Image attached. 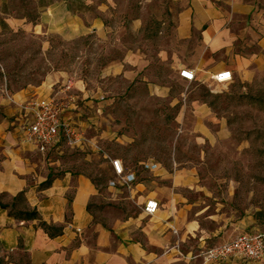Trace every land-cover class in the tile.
Masks as SVG:
<instances>
[{
  "label": "crops",
  "instance_id": "0c3cea01",
  "mask_svg": "<svg viewBox=\"0 0 264 264\" xmlns=\"http://www.w3.org/2000/svg\"><path fill=\"white\" fill-rule=\"evenodd\" d=\"M167 13L163 25L169 28H161L157 47L149 49L143 36L134 45L114 36L116 48L105 53L109 59L100 70L105 80L118 77L125 82V90L145 86L156 96H105L106 91L57 70L37 86L0 98V264H205L192 257L194 250L243 234L264 237V178L253 176L255 166L249 161L210 159L207 149L230 142L231 133L208 101L188 91L173 92L171 82H160L158 70L169 66L168 77L184 86L194 81L182 80L179 70H193L195 82L214 93L213 75L224 69L241 72L258 46H264V0H172ZM60 33L65 40L82 34ZM38 98H54L63 106L65 117L86 138L84 146L72 147L80 150L89 145L101 150L100 141L123 147L135 143L140 131L130 125V110L155 106L160 111L149 114L159 119L193 118L197 127L180 133H194L203 144L200 160H174L171 172L152 158L140 162L158 168L146 170L149 178L128 186L130 196L123 199L134 197L139 211H100L95 185L53 160L62 153L63 142L47 154L20 143L21 127L30 122L23 106ZM113 158L123 165L124 157ZM110 159L105 165L113 172ZM111 181L114 195L127 186L116 177ZM149 199L158 203L154 215L144 212ZM227 264H264V257L256 263Z\"/></svg>",
  "mask_w": 264,
  "mask_h": 264
},
{
  "label": "rangeland",
  "instance_id": "374dc122",
  "mask_svg": "<svg viewBox=\"0 0 264 264\" xmlns=\"http://www.w3.org/2000/svg\"><path fill=\"white\" fill-rule=\"evenodd\" d=\"M171 3L172 0H0V98L19 92L27 85L37 86L47 73L57 70L66 72L73 81L81 78L93 88L106 91L105 96L127 99L156 96L154 89L145 86L125 90L121 87L125 82L118 77L105 80L100 77V70L109 59L105 53L113 54L116 48L114 36H122L126 45L140 42L143 36L149 49L157 47L159 36H163L159 34L161 28H169L163 21ZM61 31L82 34L74 40H65L60 37ZM250 60L241 72L233 73L232 82L212 86L214 93L198 82L184 86L174 77L169 78V66L158 70L163 78L160 82H171L175 86L173 92L188 91L208 101L231 133L230 142L207 149L210 159L249 161L255 166L253 176L264 178V46H258ZM122 106L130 109V105ZM130 111L134 114L130 125L140 131L135 143L123 147L116 142L100 141L101 150L93 145L80 150L63 142L62 153L53 158L63 163L64 171L87 177L99 191L96 208L111 214L134 213L139 211V204L134 197L123 199L125 195L130 196L128 186L119 195L109 191L110 181L115 179L105 165L109 158H125V171L135 177L132 186L136 180L149 178L151 174L141 168L140 162L152 158L171 172L175 168L174 160L197 162L203 149L194 133H180L197 127L193 118L159 119L150 115L160 111L155 106L140 110L148 114ZM93 127L88 129L89 133ZM198 251L194 250L192 257Z\"/></svg>",
  "mask_w": 264,
  "mask_h": 264
},
{
  "label": "built area",
  "instance_id": "2783aa9c",
  "mask_svg": "<svg viewBox=\"0 0 264 264\" xmlns=\"http://www.w3.org/2000/svg\"><path fill=\"white\" fill-rule=\"evenodd\" d=\"M179 77L191 83L195 81V73L188 68L179 70ZM217 86H225L233 80L230 70H222L212 76ZM23 108L30 114V122L21 127L20 143L32 147L40 154H47L49 149L60 142L69 147H82L86 138L78 131L70 119L65 117L64 108L54 98H38L28 101ZM110 165L119 183L131 185L135 177L126 172L121 161L111 158ZM144 170L153 171L158 168L154 163H142ZM110 186H115L111 181ZM158 203L149 199L145 202L144 212L154 215L158 211ZM80 232V230H77ZM264 257V237L257 234H243L226 243L200 249L193 258H199L205 264H227L230 262L256 263Z\"/></svg>",
  "mask_w": 264,
  "mask_h": 264
}]
</instances>
